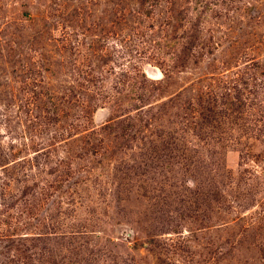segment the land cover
<instances>
[{
    "label": "rangeland",
    "instance_id": "1",
    "mask_svg": "<svg viewBox=\"0 0 264 264\" xmlns=\"http://www.w3.org/2000/svg\"><path fill=\"white\" fill-rule=\"evenodd\" d=\"M0 264H264V0H0Z\"/></svg>",
    "mask_w": 264,
    "mask_h": 264
}]
</instances>
